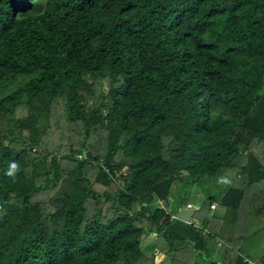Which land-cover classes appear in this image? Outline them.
<instances>
[{
  "label": "trees",
  "instance_id": "16d2710c",
  "mask_svg": "<svg viewBox=\"0 0 264 264\" xmlns=\"http://www.w3.org/2000/svg\"><path fill=\"white\" fill-rule=\"evenodd\" d=\"M213 180L198 226L153 208ZM244 257L264 264V0H0V264Z\"/></svg>",
  "mask_w": 264,
  "mask_h": 264
},
{
  "label": "rangeland",
  "instance_id": "374dc122",
  "mask_svg": "<svg viewBox=\"0 0 264 264\" xmlns=\"http://www.w3.org/2000/svg\"><path fill=\"white\" fill-rule=\"evenodd\" d=\"M221 189L218 187V184L213 180V181H209L207 182H203L200 184H195L192 186V188L189 190V192L187 193V203H191L193 206H199L201 207L198 210H195L191 222L194 225H198L200 223H202V220L209 217V213L207 211V207L204 204V201L206 200L208 194L214 195V197L217 199L220 198L221 194ZM194 203V204H193ZM168 207H167V211H169L170 215H176L177 211L179 208H177V204L176 201L174 199H170L167 201ZM185 204V205H186ZM157 204H153V208H155ZM212 206L214 207V214L219 216L221 214H223V209L221 207V205H217L216 203H213ZM156 237L155 234H149L146 239L143 240V245L148 244L151 240H153ZM190 255V252H189ZM189 255H186L187 257Z\"/></svg>",
  "mask_w": 264,
  "mask_h": 264
},
{
  "label": "clouds",
  "instance_id": "9594fccd",
  "mask_svg": "<svg viewBox=\"0 0 264 264\" xmlns=\"http://www.w3.org/2000/svg\"><path fill=\"white\" fill-rule=\"evenodd\" d=\"M20 171V166L15 161L10 162L8 169L6 170V175L13 180L17 177ZM218 184L224 186L225 188L230 185L231 181L228 177H219Z\"/></svg>",
  "mask_w": 264,
  "mask_h": 264
},
{
  "label": "water",
  "instance_id": "95a60500",
  "mask_svg": "<svg viewBox=\"0 0 264 264\" xmlns=\"http://www.w3.org/2000/svg\"><path fill=\"white\" fill-rule=\"evenodd\" d=\"M199 206H193L191 208L180 207L177 211V219L190 223L195 210H198Z\"/></svg>",
  "mask_w": 264,
  "mask_h": 264
},
{
  "label": "built area",
  "instance_id": "2783aa9c",
  "mask_svg": "<svg viewBox=\"0 0 264 264\" xmlns=\"http://www.w3.org/2000/svg\"><path fill=\"white\" fill-rule=\"evenodd\" d=\"M156 204H157L156 206H158V208L163 209L165 211L167 210L168 204H167V202L164 199H158L156 201ZM183 207H185V208H191V207H193V205L191 203H187ZM166 213L167 214H170L169 211H167ZM171 216L172 217H176V215H171ZM196 226H198V225H196ZM218 244H221V242H219ZM243 262H245L246 264H256L255 262H253L252 260H250V259H248L246 257L243 258Z\"/></svg>",
  "mask_w": 264,
  "mask_h": 264
},
{
  "label": "crops",
  "instance_id": "0c3cea01",
  "mask_svg": "<svg viewBox=\"0 0 264 264\" xmlns=\"http://www.w3.org/2000/svg\"><path fill=\"white\" fill-rule=\"evenodd\" d=\"M194 204V203H193Z\"/></svg>",
  "mask_w": 264,
  "mask_h": 264
}]
</instances>
